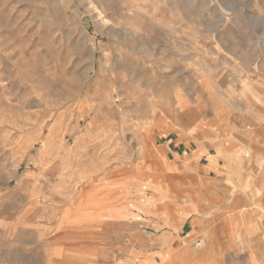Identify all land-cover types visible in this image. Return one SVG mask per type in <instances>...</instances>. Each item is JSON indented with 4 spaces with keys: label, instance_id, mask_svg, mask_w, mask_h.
Masks as SVG:
<instances>
[{
    "label": "rangeland",
    "instance_id": "rangeland-1",
    "mask_svg": "<svg viewBox=\"0 0 264 264\" xmlns=\"http://www.w3.org/2000/svg\"><path fill=\"white\" fill-rule=\"evenodd\" d=\"M263 62L264 0H0V264L42 252L73 160L145 161L192 123L223 142Z\"/></svg>",
    "mask_w": 264,
    "mask_h": 264
},
{
    "label": "crops",
    "instance_id": "crops-1",
    "mask_svg": "<svg viewBox=\"0 0 264 264\" xmlns=\"http://www.w3.org/2000/svg\"><path fill=\"white\" fill-rule=\"evenodd\" d=\"M253 97H238L239 118L212 127L223 142L201 139L192 123L145 161L129 150L115 165L73 160L32 264H264V93Z\"/></svg>",
    "mask_w": 264,
    "mask_h": 264
},
{
    "label": "bare ground",
    "instance_id": "bare-ground-1",
    "mask_svg": "<svg viewBox=\"0 0 264 264\" xmlns=\"http://www.w3.org/2000/svg\"><path fill=\"white\" fill-rule=\"evenodd\" d=\"M92 10H93L94 12H97V9H96V8H92ZM102 23H103L104 26L106 25L105 22H102ZM106 26H107V25H106Z\"/></svg>",
    "mask_w": 264,
    "mask_h": 264
}]
</instances>
